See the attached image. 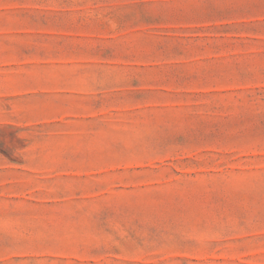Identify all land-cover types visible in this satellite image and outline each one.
Wrapping results in <instances>:
<instances>
[{
	"label": "rangeland",
	"instance_id": "obj_1",
	"mask_svg": "<svg viewBox=\"0 0 264 264\" xmlns=\"http://www.w3.org/2000/svg\"><path fill=\"white\" fill-rule=\"evenodd\" d=\"M0 264H264V0H0Z\"/></svg>",
	"mask_w": 264,
	"mask_h": 264
}]
</instances>
